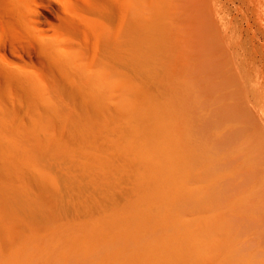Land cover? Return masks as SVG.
I'll return each mask as SVG.
<instances>
[{"label": "rangeland", "instance_id": "rangeland-1", "mask_svg": "<svg viewBox=\"0 0 264 264\" xmlns=\"http://www.w3.org/2000/svg\"><path fill=\"white\" fill-rule=\"evenodd\" d=\"M218 1L200 0L203 19L216 39L223 20L231 59L241 36L264 87V18L254 0ZM142 7L0 0V264H205L173 177L171 88L143 66Z\"/></svg>", "mask_w": 264, "mask_h": 264}, {"label": "bare ground", "instance_id": "bare-ground-1", "mask_svg": "<svg viewBox=\"0 0 264 264\" xmlns=\"http://www.w3.org/2000/svg\"><path fill=\"white\" fill-rule=\"evenodd\" d=\"M254 2L264 18V0ZM200 6L143 0V66L171 88L173 177L201 218L192 224L203 234L205 264H264V87L245 70L241 33L231 59L225 23L216 39ZM162 53L170 69L149 67L150 55Z\"/></svg>", "mask_w": 264, "mask_h": 264}]
</instances>
